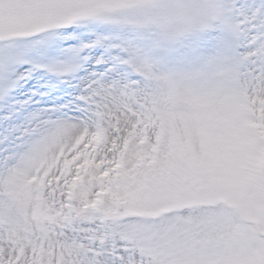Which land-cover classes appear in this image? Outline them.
I'll return each mask as SVG.
<instances>
[{"label":"snow or ice","instance_id":"snow-or-ice-1","mask_svg":"<svg viewBox=\"0 0 264 264\" xmlns=\"http://www.w3.org/2000/svg\"><path fill=\"white\" fill-rule=\"evenodd\" d=\"M25 64L64 98L0 147V264H264V0H0V98Z\"/></svg>","mask_w":264,"mask_h":264},{"label":"rangeland","instance_id":"rangeland-1","mask_svg":"<svg viewBox=\"0 0 264 264\" xmlns=\"http://www.w3.org/2000/svg\"><path fill=\"white\" fill-rule=\"evenodd\" d=\"M29 69L28 64L23 65L24 79L21 84L25 91L7 100L0 98V147L8 143L22 122L21 113L25 108L54 109L59 106L58 101L64 98L63 95H55L63 81H57L52 71L43 67L32 68L29 74Z\"/></svg>","mask_w":264,"mask_h":264}]
</instances>
